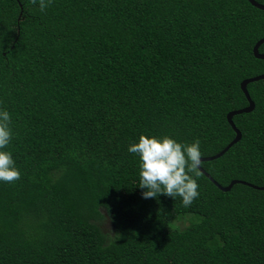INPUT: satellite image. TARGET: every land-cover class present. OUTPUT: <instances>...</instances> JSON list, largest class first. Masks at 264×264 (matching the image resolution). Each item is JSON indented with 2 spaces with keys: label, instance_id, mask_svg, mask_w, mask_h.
<instances>
[{
  "label": "trees",
  "instance_id": "obj_1",
  "mask_svg": "<svg viewBox=\"0 0 264 264\" xmlns=\"http://www.w3.org/2000/svg\"><path fill=\"white\" fill-rule=\"evenodd\" d=\"M264 4V0H257ZM249 0H0V104L21 178L0 183V264H264V79L202 161L200 195L145 199L141 133L235 137L264 73ZM264 53V43L260 46ZM186 220L185 226L177 221ZM107 223L111 227H107Z\"/></svg>",
  "mask_w": 264,
  "mask_h": 264
},
{
  "label": "clouds",
  "instance_id": "obj_2",
  "mask_svg": "<svg viewBox=\"0 0 264 264\" xmlns=\"http://www.w3.org/2000/svg\"><path fill=\"white\" fill-rule=\"evenodd\" d=\"M53 0H31L44 12ZM12 116L0 104V183H13L21 178L13 153L8 149L13 139ZM130 153L139 156V187L145 189V199L161 194L181 198L184 207L199 197L198 177L202 164L200 141L181 142L170 135L157 136L141 133L128 146Z\"/></svg>",
  "mask_w": 264,
  "mask_h": 264
},
{
  "label": "water",
  "instance_id": "obj_3",
  "mask_svg": "<svg viewBox=\"0 0 264 264\" xmlns=\"http://www.w3.org/2000/svg\"><path fill=\"white\" fill-rule=\"evenodd\" d=\"M254 6H256L257 8L259 9H262L264 10V4L262 3H259L257 0H249ZM264 43V37L259 39L257 41V43L255 44L254 46V54L257 58H261V59H264V53L260 51V46ZM260 79H264V73L262 74H259V75H256V76H253V77H249V78H246L244 79L242 82H241V88L243 90V92L245 93L248 101H249V105L248 106H245L243 108H239V109H235V110H231L228 114H227V117H228V120L229 122L231 123V125L233 126V128L235 129L236 131V137L219 153L213 155V156H209V157H201V160L202 161H206V160H212V159H216L220 156H222L233 144H235L236 142H238L241 138H242V133L240 131V129L237 128V126L235 125L234 121H233V117L236 115V114H240V113H244V112H250L252 111L254 108H255V102L254 100L252 99L251 95H250V92L248 90V85L249 83L251 82H255V81H258ZM200 169L206 173L209 177H211V175L202 167L200 166ZM212 180H214L213 177H211ZM215 181V180H214ZM218 185H220L217 181H215ZM240 182H243L245 184H248L250 186H253L255 188H261V189H264V187H261V186H257V185H254V184H251L249 182H246V181H241V180H233L228 186H221V188L225 191H228L230 190L236 183H240Z\"/></svg>",
  "mask_w": 264,
  "mask_h": 264
},
{
  "label": "rangeland",
  "instance_id": "obj_4",
  "mask_svg": "<svg viewBox=\"0 0 264 264\" xmlns=\"http://www.w3.org/2000/svg\"><path fill=\"white\" fill-rule=\"evenodd\" d=\"M176 224L179 225V226H185L186 220L177 221ZM107 227L110 228L111 227V224L110 223H107Z\"/></svg>",
  "mask_w": 264,
  "mask_h": 264
}]
</instances>
